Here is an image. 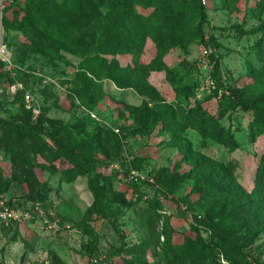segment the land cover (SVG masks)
Returning <instances> with one entry per match:
<instances>
[{
    "label": "rangeland",
    "instance_id": "374dc122",
    "mask_svg": "<svg viewBox=\"0 0 264 264\" xmlns=\"http://www.w3.org/2000/svg\"><path fill=\"white\" fill-rule=\"evenodd\" d=\"M25 1L0 0V211L18 216L0 215V264H170L167 229L180 245L197 223L203 247L215 240L210 264H264V207L238 208L241 192L264 195V128L253 124L264 121V100L239 108L264 96V0H207L195 15L203 31L177 44L162 37L160 5L86 0L90 11L62 45L4 29L3 16ZM132 7L154 12L162 30L146 38L138 64L121 52L129 41L120 13ZM160 46L172 47L151 69ZM101 57L138 65L146 83L96 78L86 67ZM210 75L220 94L204 86ZM222 92L230 97L220 104ZM165 104L176 113L172 130H141L147 109ZM203 111L236 147L202 136L193 122Z\"/></svg>",
    "mask_w": 264,
    "mask_h": 264
},
{
    "label": "trees",
    "instance_id": "16d2710c",
    "mask_svg": "<svg viewBox=\"0 0 264 264\" xmlns=\"http://www.w3.org/2000/svg\"><path fill=\"white\" fill-rule=\"evenodd\" d=\"M143 1L144 7L160 5L165 10L164 20L167 28L166 33L162 34L163 38L171 36V44H177L184 40H191L196 32H202L203 19L197 20L195 15L202 14V7L205 3L203 0H140ZM207 3V2H206ZM12 10V16L5 14L3 16V27L5 30L10 28H16L25 32L28 37H31L32 41H36V38L30 34L31 30L35 32L49 35H54L53 42L61 44L62 39L66 41L68 35L65 30H75V23L79 19V16L90 11V6L86 0H26L23 5H17ZM13 7V5H12ZM9 10V8H7ZM121 18L125 22L124 37L129 41L128 46L121 49V52H129L133 56V61L138 64L140 58L144 52L145 41L147 37L159 39V32H162L160 25L155 23L154 12L149 15L135 13L132 7V12L126 9H121ZM198 30V31H197ZM203 35V34H202ZM170 41L168 39H161V41ZM42 50L47 46L44 42L39 44ZM62 45V44H61ZM124 44H121L123 46ZM162 47V46H160ZM172 46H163V50L157 55V60L152 61L153 67L156 66L166 54V52ZM204 48H208L205 46ZM210 55V54H209ZM208 56V55H207ZM104 62L102 64L97 63L94 65H88L86 69L93 73L96 78L104 76L112 79L117 85L121 87L132 86L137 80H143L146 83L144 75L139 71L138 65L121 66L116 63L109 62L107 58L101 57ZM175 74V75H174ZM171 76L176 77V73L171 72ZM210 77L214 80L216 87L211 89L215 94H218L219 82L215 76ZM183 76L178 78L179 82H183ZM175 83V82H174ZM182 90L186 95L191 93V89L188 86L182 85ZM178 87H176L177 89ZM193 92V91H192ZM220 94V93H219ZM230 95L218 96L220 104L225 102ZM264 100L263 97H257L252 102L242 101L239 104V108L242 111H248L250 107H254L255 103ZM150 108V107H149ZM147 109L150 112V118L140 126L143 131H151L157 126L160 128H166L172 130L176 122V113L174 108L170 104L161 105L159 109ZM148 113V112H147ZM203 118L200 121L193 122L194 127L202 134L203 137L212 138L227 147L234 148L238 144L234 139L233 133H231L226 127L222 126L215 115L209 114L205 111L202 113ZM253 124L258 128H264V121L261 118L255 119ZM254 126V127H255ZM261 169H264V163L261 162ZM243 202L238 204L239 209H244L247 215L251 214L253 206L264 203V195L262 190H259L257 195L242 193ZM97 210L100 207L98 197L94 203ZM206 222V221H205ZM202 225L199 223L192 224L191 229L195 232V237H189L183 244L174 245L168 233L166 231L165 245L163 253L166 257L174 256L170 264H210L213 251L216 249L215 240H212L211 244L207 247L201 245V233ZM245 254L241 257L245 258ZM246 264L249 262L246 260Z\"/></svg>",
    "mask_w": 264,
    "mask_h": 264
},
{
    "label": "built area",
    "instance_id": "2783aa9c",
    "mask_svg": "<svg viewBox=\"0 0 264 264\" xmlns=\"http://www.w3.org/2000/svg\"><path fill=\"white\" fill-rule=\"evenodd\" d=\"M206 2H207V0H203V3L206 4ZM210 52H211L210 48H204L203 53L205 55H209ZM203 84H204V86H206V88L208 90L214 89L216 87L214 80L210 76H207L206 78H204ZM28 97L29 96H27V99H28ZM0 215L6 221L16 219L18 217L15 210H13V209H4V210L0 211Z\"/></svg>",
    "mask_w": 264,
    "mask_h": 264
}]
</instances>
